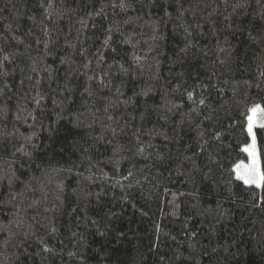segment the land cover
Masks as SVG:
<instances>
[{
  "label": "trees",
  "instance_id": "16d2710c",
  "mask_svg": "<svg viewBox=\"0 0 264 264\" xmlns=\"http://www.w3.org/2000/svg\"><path fill=\"white\" fill-rule=\"evenodd\" d=\"M256 105L264 0H0V264H264Z\"/></svg>",
  "mask_w": 264,
  "mask_h": 264
},
{
  "label": "rangeland",
  "instance_id": "374dc122",
  "mask_svg": "<svg viewBox=\"0 0 264 264\" xmlns=\"http://www.w3.org/2000/svg\"><path fill=\"white\" fill-rule=\"evenodd\" d=\"M253 110H256V111L254 112ZM250 121H252L251 131H249ZM262 124H264V109L261 105H256L252 108L251 114L249 116V121H248V131H249L250 142L248 145H246L243 148V150L248 154L249 160L247 162L243 161V162L237 163L235 165V168H234L235 176L238 179H241L240 177L243 174V169H241L240 171H237V169L239 168L240 165H244L245 168H252L253 165L255 164L257 171L259 172V174L262 175L260 159H259L258 144H257L256 135H255V129L256 128L264 127V126H261ZM246 149L248 151H246ZM250 152L254 153L255 160H254L253 155L249 154ZM241 180L244 181L243 179H241ZM246 184L257 186L256 184H249V183H246Z\"/></svg>",
  "mask_w": 264,
  "mask_h": 264
},
{
  "label": "snow or ice",
  "instance_id": "6c2138e0",
  "mask_svg": "<svg viewBox=\"0 0 264 264\" xmlns=\"http://www.w3.org/2000/svg\"><path fill=\"white\" fill-rule=\"evenodd\" d=\"M253 111L255 112L256 110ZM251 124L252 121H250L249 131H251ZM261 126H264V124H262ZM246 151L248 150L246 149ZM249 154L253 155L255 160L254 153L250 152ZM241 169H243V174L241 175L240 178L243 179L245 183L256 184L258 187L264 186V175L259 174V172L255 167V164L253 165L252 168H245L244 165H240L237 171H240Z\"/></svg>",
  "mask_w": 264,
  "mask_h": 264
}]
</instances>
